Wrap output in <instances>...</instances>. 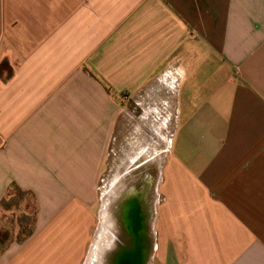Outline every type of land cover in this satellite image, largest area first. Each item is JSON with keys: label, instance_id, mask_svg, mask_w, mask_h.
Returning a JSON list of instances; mask_svg holds the SVG:
<instances>
[{"label": "crops", "instance_id": "1", "mask_svg": "<svg viewBox=\"0 0 264 264\" xmlns=\"http://www.w3.org/2000/svg\"><path fill=\"white\" fill-rule=\"evenodd\" d=\"M105 181L109 264L132 198L150 264H264V0H0V264H84Z\"/></svg>", "mask_w": 264, "mask_h": 264}, {"label": "rangeland", "instance_id": "2", "mask_svg": "<svg viewBox=\"0 0 264 264\" xmlns=\"http://www.w3.org/2000/svg\"><path fill=\"white\" fill-rule=\"evenodd\" d=\"M150 171L152 173V169H150ZM155 181H156V179H155ZM152 186L153 187H152V192L150 194L149 202L145 206V210H146L145 212H147L148 214H151V215H152V211H153V209L157 203V198H156L157 183L155 182ZM112 187H113V185L111 183H109V181L108 182L105 181L101 186V191L104 193V196L102 197V199H103L102 203H104V205H108V208L106 210L103 209L101 211L100 218H101L102 226H101V229L97 232L98 234H96V237H95V239L97 237H98V239L96 240V242L94 241V244H92L91 249H90V254H88L84 264H109L108 261H109V256H110V250L113 248L101 246L100 245L101 243L99 241L100 240L99 236L102 233L101 230L103 231L105 229L107 232H110L108 230L111 229L110 221H111L112 217L110 215L109 205L113 200L109 199L111 195H107V192H110ZM118 187H119V189H118ZM124 188H125V184H123V185L120 184V185H117V188H115L114 191L118 192L119 190L124 189ZM111 194L114 196L113 193H111ZM27 201L29 202V199ZM111 224H113V221ZM150 235H151V239H150L151 248L149 249V258L147 257V264L151 263L152 256L154 253V247H153L154 246V234H153V231L150 232Z\"/></svg>", "mask_w": 264, "mask_h": 264}, {"label": "flooded vegetation", "instance_id": "3", "mask_svg": "<svg viewBox=\"0 0 264 264\" xmlns=\"http://www.w3.org/2000/svg\"><path fill=\"white\" fill-rule=\"evenodd\" d=\"M137 199L136 198H132L131 200H129L127 202V206H126V210H125V214L121 216V222H122V225H123V228L125 229L126 233L129 234V231H132L131 230V223L129 221L130 219V213L134 210L136 204H137ZM140 215L142 216V213H140ZM144 218V217H143ZM142 219V218H141ZM138 236V235H137ZM137 236L135 237L133 235V240H128L124 245H121L119 247V249L121 250L117 255H112L113 257L111 258V264H117V260H118V257L124 252V251H129L131 250L135 243H138V246L140 245L141 247H144L146 249V251L148 252L149 251V241L148 239L144 238V241H143V244H142V240L138 239ZM146 252V254H147ZM147 259V257H146Z\"/></svg>", "mask_w": 264, "mask_h": 264}, {"label": "water", "instance_id": "4", "mask_svg": "<svg viewBox=\"0 0 264 264\" xmlns=\"http://www.w3.org/2000/svg\"><path fill=\"white\" fill-rule=\"evenodd\" d=\"M134 227L132 228V233L136 237L139 230V219L137 216L132 217ZM146 249L144 247L138 246L135 243L134 247L129 251H124L117 260V264H146Z\"/></svg>", "mask_w": 264, "mask_h": 264}, {"label": "trees", "instance_id": "5", "mask_svg": "<svg viewBox=\"0 0 264 264\" xmlns=\"http://www.w3.org/2000/svg\"><path fill=\"white\" fill-rule=\"evenodd\" d=\"M31 234V232H27L26 228L21 227L19 233H18V237H17V241L18 242H22L26 236H29Z\"/></svg>", "mask_w": 264, "mask_h": 264}]
</instances>
